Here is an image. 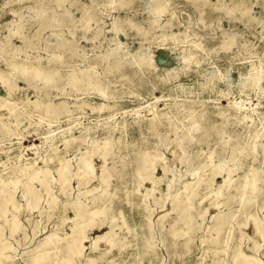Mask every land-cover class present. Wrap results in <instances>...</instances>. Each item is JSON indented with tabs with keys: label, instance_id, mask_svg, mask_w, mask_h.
Instances as JSON below:
<instances>
[{
	"label": "rangeland",
	"instance_id": "374dc122",
	"mask_svg": "<svg viewBox=\"0 0 264 264\" xmlns=\"http://www.w3.org/2000/svg\"><path fill=\"white\" fill-rule=\"evenodd\" d=\"M151 155L171 167L152 181ZM188 196L205 209L177 222ZM0 249L1 264H264V0H0Z\"/></svg>",
	"mask_w": 264,
	"mask_h": 264
},
{
	"label": "bare ground",
	"instance_id": "6f19581e",
	"mask_svg": "<svg viewBox=\"0 0 264 264\" xmlns=\"http://www.w3.org/2000/svg\"><path fill=\"white\" fill-rule=\"evenodd\" d=\"M164 64H165V62H164ZM193 127H195V125ZM180 142H181V138H177V143L180 144ZM107 151H108V146H107V144H104L101 147V151H100L101 156L104 157L106 155ZM177 159H179V156ZM158 165L162 166L164 170H168L171 168L170 166L165 165L164 159L162 156L151 155L150 157L148 156L147 158H143L142 166H141L142 170L140 171L143 179L144 180L149 179L151 181L154 180L153 172L157 168ZM93 168L94 167H93L92 163H90L88 160H86V157L81 158V167H80V170H79L77 175L81 176L83 174H86V172H91L93 170ZM217 169H219V167L216 168L215 166L209 164L208 169H207L208 175H204V176L199 178L197 184L192 188L191 193L192 194H198V192L200 193L202 190H205L206 188H208V185L210 183L209 175L211 172H214ZM217 172L218 171H216L215 173H217ZM256 174H257V171L252 169L248 172L246 177H247V179L250 177L255 178ZM39 175H40V171L35 170L33 172V174L31 175L32 176L31 178L36 179L39 177ZM71 176H72V174H71L69 168L66 165H62L59 169V178L62 180V182H63L62 184L64 186H66V184L68 183L69 178ZM224 181H228V177H226L224 179ZM254 182H255V180H254ZM244 190H245V188L243 189V195H244ZM27 195L28 194L25 193L26 197H27ZM188 199H189V196L185 197L183 199H180L177 202L176 207L174 208V214H173V218L175 221L178 222L180 220H185L186 222L191 224L197 214L203 213V210L205 209L203 202L200 203L199 205L193 207V205L191 203H189ZM25 208L27 209V212H30L31 210L34 209V207L30 206L29 204L22 206V208H20L19 214L16 215L14 218L15 228H18L20 226V223H21L20 214L22 211L23 212L26 211ZM95 214H102V211L97 210V211H95ZM166 218L169 219V217H166ZM249 220H250V222H253L256 225L257 231H260L262 229V224L257 220V218L255 216L252 215ZM100 238L107 240L108 243H114V240L112 238H110V233H106V234L102 235ZM1 256L2 255H1V249H0V264H1ZM65 260L68 261L67 259H65ZM234 264H261V263H260L259 259L256 256H254L253 254L249 255V254H246V253L239 251L235 256V263Z\"/></svg>",
	"mask_w": 264,
	"mask_h": 264
}]
</instances>
